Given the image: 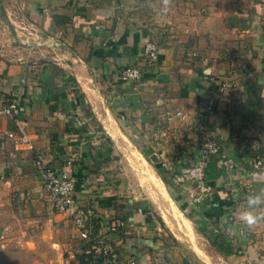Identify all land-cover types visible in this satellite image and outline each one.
Here are the masks:
<instances>
[{
  "label": "crops",
  "instance_id": "obj_1",
  "mask_svg": "<svg viewBox=\"0 0 264 264\" xmlns=\"http://www.w3.org/2000/svg\"><path fill=\"white\" fill-rule=\"evenodd\" d=\"M149 38L160 41L155 65L144 52ZM131 64L144 68L142 84L120 78L118 69ZM222 82L229 83L224 90ZM7 96L23 106L33 147L8 135L20 134L15 118L0 116V252L7 241L49 231L55 252L83 245L49 199L36 163L41 154L78 179V202L93 210L91 227L121 264L131 256L138 264L193 263L159 219H149L147 200L113 180L111 160L96 163L107 153L96 155L92 146L102 136L89 109L106 137L121 143L126 128L164 170L163 162L193 157L206 138L220 139L236 174L217 158L221 173L209 182L211 193L199 205L184 193L185 211L210 244L212 224L229 234L240 253L225 256L213 246L226 264H264V223L241 231L232 214L246 194L264 188L248 164L255 142L264 161V0H173L166 17L148 0H7L0 7V105ZM175 109L188 117L168 120ZM134 122L146 132L131 131ZM62 229L71 244L61 241Z\"/></svg>",
  "mask_w": 264,
  "mask_h": 264
},
{
  "label": "rangeland",
  "instance_id": "obj_2",
  "mask_svg": "<svg viewBox=\"0 0 264 264\" xmlns=\"http://www.w3.org/2000/svg\"><path fill=\"white\" fill-rule=\"evenodd\" d=\"M4 1L7 5V0H0V7L5 5ZM73 85L76 87L78 86L77 84ZM75 90L77 91L79 89L75 88ZM86 114L92 122L95 131L98 132L99 136H102L101 141L96 140V143L92 144V146L95 147L96 155L98 150L101 152L106 150L105 153H107L104 157L98 155L95 159L96 163L101 164L103 161L111 160L110 163L113 164L112 168L114 170L112 172L113 180L117 184L121 185L123 192L136 196L142 200H147L148 204H150L152 212H155L159 221L162 223L164 231L168 233V237L170 236V238L180 242V244L178 243L179 247L178 245L176 246L178 248L177 251H180L179 249L182 248L188 258L192 259V264H226L223 257L217 253L207 238L200 234L196 222L186 214L183 206L181 205L182 201L180 200V202H178L173 196V193L161 176V169H159L157 164L160 161L158 162L157 160H154L153 157L151 158L147 154L145 142L142 143L138 138L130 134V131L126 128H124V131L129 133L127 135L130 138L126 136L127 139L124 138L121 143L120 141H111L108 137H106L100 121L95 115L93 116V112H89L88 109ZM129 125H132L131 131L134 130L142 133L146 132L145 125L139 126L136 122ZM141 153L147 155L144 157ZM152 175L156 177L157 180L159 179L158 181L162 183L161 185L163 186V190L166 191L167 195L169 194L168 197L160 198L159 190L151 182ZM172 185L173 184H171V186ZM164 205H166V208ZM170 212L174 213L171 214ZM49 233L52 234L51 231H49ZM50 234L43 235V232H39L30 236L29 240L26 236L22 237L23 240H16L15 238V240H12L10 244H8L7 241V250L0 252V264H80L78 260L80 248L75 245H68L62 250L59 247V252H55L53 247H51L54 243L51 242H55L56 239H54V237ZM68 234H70L68 229H62L60 232V239L63 243L71 244L70 241L67 240ZM77 239L80 240V237H77ZM192 242L195 243V247L199 244L206 251V257L202 256L196 250Z\"/></svg>",
  "mask_w": 264,
  "mask_h": 264
},
{
  "label": "built area",
  "instance_id": "obj_3",
  "mask_svg": "<svg viewBox=\"0 0 264 264\" xmlns=\"http://www.w3.org/2000/svg\"><path fill=\"white\" fill-rule=\"evenodd\" d=\"M144 52L150 64L155 65L159 59L160 41L156 38H149L145 43ZM118 73L121 79L140 84H142L145 76L144 68L138 64L125 65L118 69ZM228 86L229 83L222 82L221 90ZM23 110L24 108L19 102L12 100L0 105V116L9 115L15 118L20 134L12 131L8 135L16 139L17 144L24 143L33 147V139L26 131L22 120ZM178 117L185 118L188 117V114L180 109L166 112V118L170 121ZM258 146L259 143L255 142L252 147L255 151H253L252 159L248 163L252 171H257L264 167L263 158L256 151ZM221 151V140L211 136L201 143L195 155L190 157V159L179 160L177 163L163 162L162 166L172 173L180 192L187 193L190 201L199 205L203 198L212 191V186L207 179L209 164L212 160L219 158L230 174H236L235 159L222 155ZM36 163L53 206L66 214L83 240L90 242L83 250L86 258L102 259L105 264H121L119 252L114 250L99 236L93 237V230L89 223L93 210L81 206L75 195L78 179L68 172L60 171L47 165L41 154H37ZM128 263L138 264L134 256L128 258Z\"/></svg>",
  "mask_w": 264,
  "mask_h": 264
},
{
  "label": "trees",
  "instance_id": "obj_4",
  "mask_svg": "<svg viewBox=\"0 0 264 264\" xmlns=\"http://www.w3.org/2000/svg\"><path fill=\"white\" fill-rule=\"evenodd\" d=\"M81 98H84L83 96ZM13 99L9 98V96H7V101L6 102H11ZM83 101L85 99H82ZM109 140H111L110 138H108ZM217 159H214L210 162L209 164V170H208V182H211V179L213 178V176L218 175V173H221V170L219 167H217ZM158 167L161 172V176L163 178V180L166 182V184L168 185V188L171 190V192L173 193V196L176 198V200L178 202H180V200L182 201V197L184 196V193H181L179 190L178 185L176 184V182L173 179V175L171 172H169L168 170H164L161 167L160 162L157 163ZM170 181H169V179ZM170 182V184H169ZM171 184H173L172 187ZM229 202L231 203L232 201L229 200ZM181 205L183 206L184 210L186 209V205L183 204V202H181ZM187 215H189V212L185 211ZM149 219H154L156 216L155 212L151 211L148 213ZM158 218V217H157ZM93 230V237L96 236H100L97 233V229L92 228ZM207 237L209 238V240L211 241L212 245L219 250L223 255L228 256L234 253H240V250L238 248H235L233 241L231 239V237L229 236V234L223 229L220 228L214 224L211 225L210 230L207 232ZM83 240V239H82ZM89 241L87 240H83V245L81 246L80 249V253H79V263L80 264H105L103 262L102 259H98V260H94L91 257L90 258H86L83 250L89 245Z\"/></svg>",
  "mask_w": 264,
  "mask_h": 264
},
{
  "label": "clouds",
  "instance_id": "obj_5",
  "mask_svg": "<svg viewBox=\"0 0 264 264\" xmlns=\"http://www.w3.org/2000/svg\"><path fill=\"white\" fill-rule=\"evenodd\" d=\"M148 6L153 8L160 17H166L172 9L173 0H148ZM257 182L264 184V171H254ZM232 214L238 221L241 231H251L264 223V188L250 192L244 197V203Z\"/></svg>",
  "mask_w": 264,
  "mask_h": 264
},
{
  "label": "bare ground",
  "instance_id": "obj_6",
  "mask_svg": "<svg viewBox=\"0 0 264 264\" xmlns=\"http://www.w3.org/2000/svg\"><path fill=\"white\" fill-rule=\"evenodd\" d=\"M159 180V179H158ZM157 180V178L156 177H154L153 175L151 176V182L154 184V186L159 190V192H160V198L162 197V198H164V197H168V195H167V193H166V191L165 190H163V186L161 185L162 183H160L159 181ZM150 181V180H149ZM152 183H150V184H152ZM153 186V185H152ZM158 193V192H157ZM159 195V194H158ZM169 197H171V196H169ZM160 204V203H159ZM165 206V208H166V205H164ZM170 206V205H169ZM172 207V206H171ZM167 211V210H166ZM171 211V210H170ZM164 212H165V210H164ZM171 213V212H170ZM174 213V212H173ZM173 213H171V214H173ZM177 214V213H176ZM167 216V215H166ZM179 217V216H178ZM180 217H181V215H180ZM185 217V216H184ZM167 218V217H166ZM170 218V217H169ZM182 218H183V216H182ZM180 219V218H179ZM183 221V220H182ZM181 222V221H180ZM179 222V223H180ZM178 223V222H177ZM190 224V223H189ZM189 227V226H188ZM187 229V228H186ZM184 230V229H183Z\"/></svg>",
  "mask_w": 264,
  "mask_h": 264
}]
</instances>
